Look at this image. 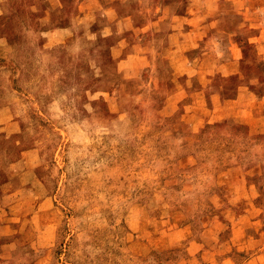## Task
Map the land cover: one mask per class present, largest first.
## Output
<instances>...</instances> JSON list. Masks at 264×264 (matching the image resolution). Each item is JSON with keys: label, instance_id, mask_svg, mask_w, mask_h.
Masks as SVG:
<instances>
[{"label": "rangeland", "instance_id": "374dc122", "mask_svg": "<svg viewBox=\"0 0 264 264\" xmlns=\"http://www.w3.org/2000/svg\"><path fill=\"white\" fill-rule=\"evenodd\" d=\"M194 6L216 26L173 48ZM250 15L264 0H0L18 119L0 132V264H264V124L212 117L264 97Z\"/></svg>", "mask_w": 264, "mask_h": 264}, {"label": "crops", "instance_id": "0c3cea01", "mask_svg": "<svg viewBox=\"0 0 264 264\" xmlns=\"http://www.w3.org/2000/svg\"><path fill=\"white\" fill-rule=\"evenodd\" d=\"M239 3L242 0H234ZM207 3V2H206ZM208 7L212 8L211 5ZM202 14H201V13ZM207 13V16H204V13ZM184 16H176L174 21L178 22L176 26L174 24V31L172 36H178V41H174V47L185 49L184 44H186L187 40L192 38H198L199 33H204L206 35V29L209 25L211 27L216 26L217 20L214 19V15L210 11H203L202 8L194 6L189 12ZM253 14V13H250ZM212 18V19H211ZM207 20H210V23H206ZM259 19L257 17H253L252 15L247 16L242 20V25L250 26V27H258L260 32L256 34H251L254 38L260 40V48L259 53L264 58V20L258 26ZM214 25V26H213ZM241 25V26H242ZM179 38L180 39L179 41ZM172 51H176L173 49ZM184 64V62H182ZM226 116H229L235 121H243L246 122L254 128L258 129L264 124V97L260 98L258 95H255L250 92H240L235 98L230 99L229 101H225L221 108L215 109V112L212 114L213 119H224ZM18 123V119H16V114L14 113L12 107L10 106H0V132H12L15 126ZM4 197L10 196L8 193L3 195ZM5 228L8 225H4Z\"/></svg>", "mask_w": 264, "mask_h": 264}]
</instances>
